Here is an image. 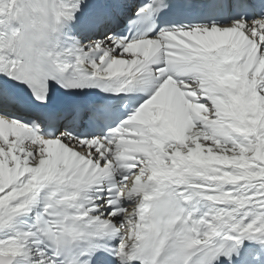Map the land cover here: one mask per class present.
Masks as SVG:
<instances>
[{
    "label": "snow or ice",
    "instance_id": "obj_1",
    "mask_svg": "<svg viewBox=\"0 0 264 264\" xmlns=\"http://www.w3.org/2000/svg\"><path fill=\"white\" fill-rule=\"evenodd\" d=\"M0 264H264V0H0Z\"/></svg>",
    "mask_w": 264,
    "mask_h": 264
}]
</instances>
